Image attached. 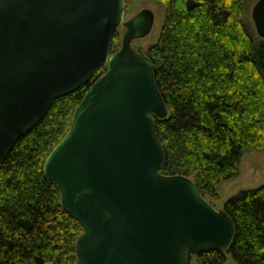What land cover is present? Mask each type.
Segmentation results:
<instances>
[{"label": "water", "instance_id": "1", "mask_svg": "<svg viewBox=\"0 0 264 264\" xmlns=\"http://www.w3.org/2000/svg\"><path fill=\"white\" fill-rule=\"evenodd\" d=\"M124 16V0H0V167L56 100L107 66L44 165L83 229L75 264H189L227 252L237 231L227 211L191 178L160 172L156 121L169 110L153 63L132 46L152 32L155 14ZM252 19L264 40V0ZM121 25L122 48L112 55Z\"/></svg>", "mask_w": 264, "mask_h": 264}, {"label": "trees", "instance_id": "2", "mask_svg": "<svg viewBox=\"0 0 264 264\" xmlns=\"http://www.w3.org/2000/svg\"><path fill=\"white\" fill-rule=\"evenodd\" d=\"M125 1V11L133 0ZM165 8L158 41L146 50L169 110L156 131L165 175L191 178L216 207L223 181L239 174L247 151L264 148V40L246 28L248 0H156ZM122 48L119 29L111 54ZM99 68L81 89L59 98L39 124L20 139L0 167V264H75L83 229L62 207L60 190L44 165L69 133ZM236 225L227 252L195 256L197 264H264V184L226 200ZM193 256L189 257V264Z\"/></svg>", "mask_w": 264, "mask_h": 264}, {"label": "rangeland", "instance_id": "3", "mask_svg": "<svg viewBox=\"0 0 264 264\" xmlns=\"http://www.w3.org/2000/svg\"><path fill=\"white\" fill-rule=\"evenodd\" d=\"M258 0H248L244 9V19L246 28L250 35L258 37L255 24L252 19V10ZM143 9H151L155 14V23L152 32L144 39L133 43L135 48H142L144 51L154 45L161 34L165 20L164 5L156 0H133L130 7L125 11V20L133 18ZM120 36L123 38L125 27H119ZM264 184V148L254 151H247L243 154L239 162V174L237 177L223 181L218 189V199L216 208L221 209L224 202L231 197L238 195L243 190H254ZM225 264H236L231 254H226ZM190 264H197L193 256Z\"/></svg>", "mask_w": 264, "mask_h": 264}, {"label": "flooded vegetation", "instance_id": "4", "mask_svg": "<svg viewBox=\"0 0 264 264\" xmlns=\"http://www.w3.org/2000/svg\"><path fill=\"white\" fill-rule=\"evenodd\" d=\"M145 38H146V37H145ZM142 39H144V38H142ZM142 39H136V40H134V41L132 42V46H133V43H134L135 41H137V40H142ZM133 48H134L136 51H138V52L143 53L144 55H146V50L144 51L142 48H135L134 46H133Z\"/></svg>", "mask_w": 264, "mask_h": 264}]
</instances>
